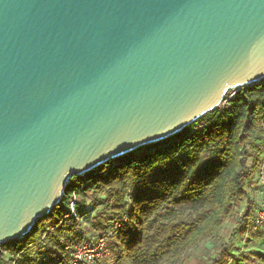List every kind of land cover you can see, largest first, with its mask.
Here are the masks:
<instances>
[{
	"label": "water",
	"instance_id": "95a60500",
	"mask_svg": "<svg viewBox=\"0 0 264 264\" xmlns=\"http://www.w3.org/2000/svg\"><path fill=\"white\" fill-rule=\"evenodd\" d=\"M264 80V0H0V255L72 177Z\"/></svg>",
	"mask_w": 264,
	"mask_h": 264
},
{
	"label": "trees",
	"instance_id": "16d2710c",
	"mask_svg": "<svg viewBox=\"0 0 264 264\" xmlns=\"http://www.w3.org/2000/svg\"><path fill=\"white\" fill-rule=\"evenodd\" d=\"M262 176L264 80L180 133L72 177L59 204L2 248L0 264H72L78 247L99 240L103 256L79 264H170L207 238L213 252L197 264H264L249 244L264 237Z\"/></svg>",
	"mask_w": 264,
	"mask_h": 264
},
{
	"label": "rangeland",
	"instance_id": "374dc122",
	"mask_svg": "<svg viewBox=\"0 0 264 264\" xmlns=\"http://www.w3.org/2000/svg\"><path fill=\"white\" fill-rule=\"evenodd\" d=\"M238 90L239 89H233V90L229 91L228 94L226 95V97H231ZM134 153H139V149L134 151ZM249 239H251L249 241V244H251V246L256 248L257 251H259V252L264 251V237L263 236L259 237L258 239H255V238L253 239V237H250ZM213 249H214L213 239H208V238L204 239L199 243V245L196 248L190 250L187 253L183 262H175V263H170V264H197L198 261L203 256L211 254L213 252ZM30 251H31V253L35 252L32 247H30ZM102 256H103V254L100 255V257H102Z\"/></svg>",
	"mask_w": 264,
	"mask_h": 264
},
{
	"label": "built area",
	"instance_id": "2783aa9c",
	"mask_svg": "<svg viewBox=\"0 0 264 264\" xmlns=\"http://www.w3.org/2000/svg\"><path fill=\"white\" fill-rule=\"evenodd\" d=\"M262 189L260 192L261 203L259 210L256 215V225L261 226L264 225V178L261 177ZM73 213V211H72ZM105 243L103 240H99L98 243L93 248H88L86 246L78 247L76 253L74 254V259L72 264H79L80 262H93L94 259L100 257V255L105 252Z\"/></svg>",
	"mask_w": 264,
	"mask_h": 264
}]
</instances>
